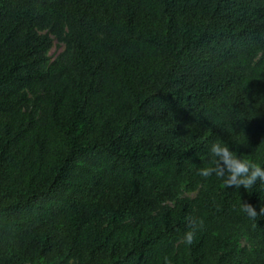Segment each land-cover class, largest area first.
<instances>
[{
  "label": "trees",
  "instance_id": "1",
  "mask_svg": "<svg viewBox=\"0 0 264 264\" xmlns=\"http://www.w3.org/2000/svg\"><path fill=\"white\" fill-rule=\"evenodd\" d=\"M214 141L264 166V0H0V264H264Z\"/></svg>",
  "mask_w": 264,
  "mask_h": 264
},
{
  "label": "clouds",
  "instance_id": "2",
  "mask_svg": "<svg viewBox=\"0 0 264 264\" xmlns=\"http://www.w3.org/2000/svg\"><path fill=\"white\" fill-rule=\"evenodd\" d=\"M209 151L213 159L209 166L199 170L198 174L201 177L209 178L215 175L225 178L226 176L224 179L226 187L240 188L243 186L246 190L251 189L258 180L264 182V166L234 154L227 143L214 141L211 143ZM241 211L253 221L258 216H264V206L258 213L254 206L247 202L241 204ZM188 224L189 228L183 237L185 245H191L194 242L196 231L202 227L203 221L189 218ZM164 264H172V262L168 257H165Z\"/></svg>",
  "mask_w": 264,
  "mask_h": 264
},
{
  "label": "rangeland",
  "instance_id": "3",
  "mask_svg": "<svg viewBox=\"0 0 264 264\" xmlns=\"http://www.w3.org/2000/svg\"><path fill=\"white\" fill-rule=\"evenodd\" d=\"M62 49H63V44H61L55 40L52 47L50 48V50L47 53L48 58L53 59ZM193 194L194 193H192V192L183 193V195H185V196H192Z\"/></svg>",
  "mask_w": 264,
  "mask_h": 264
}]
</instances>
